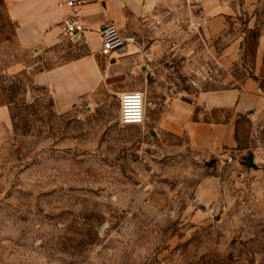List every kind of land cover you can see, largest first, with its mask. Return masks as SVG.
I'll return each instance as SVG.
<instances>
[{"label":"rangeland","instance_id":"obj_1","mask_svg":"<svg viewBox=\"0 0 264 264\" xmlns=\"http://www.w3.org/2000/svg\"><path fill=\"white\" fill-rule=\"evenodd\" d=\"M248 1L231 30L245 67L264 33V0ZM7 75L0 264H264V106L214 112L236 145L200 153L185 136L122 125L117 97L61 116L28 75Z\"/></svg>","mask_w":264,"mask_h":264},{"label":"crops","instance_id":"obj_2","mask_svg":"<svg viewBox=\"0 0 264 264\" xmlns=\"http://www.w3.org/2000/svg\"><path fill=\"white\" fill-rule=\"evenodd\" d=\"M0 5V74L24 72L58 115L97 97L144 91L147 130L185 136L192 149L207 153L236 145L234 123L214 119V112L250 115L264 106V33L247 67L231 33L241 0H202L199 10L184 0H87L84 33L73 40L63 35L64 0ZM196 16L205 25L199 35L188 34ZM110 23L131 41L104 56L98 30ZM69 41L82 54L69 58ZM12 105L0 84V141L13 134Z\"/></svg>","mask_w":264,"mask_h":264},{"label":"built area","instance_id":"obj_3","mask_svg":"<svg viewBox=\"0 0 264 264\" xmlns=\"http://www.w3.org/2000/svg\"><path fill=\"white\" fill-rule=\"evenodd\" d=\"M192 9L199 10L202 0H184ZM87 0H64V6L68 10L67 16L62 20L63 35L69 39H77L84 33L82 16ZM190 26L186 28L188 34L199 35L205 25V21L199 16L193 17ZM182 23V22H181ZM102 44L101 53L110 56L116 51L126 47L131 39L126 38L121 29L114 23L102 26L98 30ZM195 85L194 80H190ZM119 101V120L124 126H141L146 118V94L144 91H127L116 95Z\"/></svg>","mask_w":264,"mask_h":264}]
</instances>
